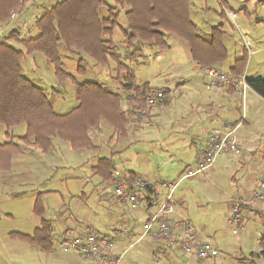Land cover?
I'll return each mask as SVG.
<instances>
[{"label":"crops","instance_id":"0c3cea01","mask_svg":"<svg viewBox=\"0 0 264 264\" xmlns=\"http://www.w3.org/2000/svg\"><path fill=\"white\" fill-rule=\"evenodd\" d=\"M19 13H13L12 15L15 16H11V19L6 25L9 23L11 25L15 22L14 25L18 26L20 22L18 23L16 18ZM118 28L122 35V40L117 38L114 30L112 41L117 47V50L122 54L121 60L133 70L136 84L147 82L152 90L168 91V93H166V101H163L162 104L155 106L146 105L143 110H138L136 107L134 109L128 107L126 98L130 92H122L118 81L114 79L115 73L113 69L115 68V64L110 63L105 66L111 82L110 84H102H105L114 92H119L122 96L121 108L123 110L132 111L131 115L127 117L125 134L121 136L112 130L113 132L110 138L117 136V138L130 139L129 144L132 145L134 140H139L140 135L146 130H152V127H162L166 129L168 127L166 125L168 119L174 121V128L171 133L173 137H177V147L174 146L172 148L173 151L170 150L169 153L171 159L175 157L174 160L169 161L170 163L166 162L170 159L166 157V161L163 162L161 158L164 155H158L160 151L155 150L156 152L153 153V157L157 156L161 160L160 162L155 160L153 162L154 164L148 162L146 157L141 156V151H136V159H145L143 160V166L137 167L133 164L132 167L123 170V172L129 173L131 177H142L151 182L178 181L180 177L202 157L212 136L220 134L228 125L237 126L234 135L239 144V153L233 154L224 152L210 168L200 173V175L198 174L193 177L182 179L177 189L174 191L172 199L174 211L170 214L172 220L185 217L187 222L193 227V238L199 241H209L218 250L216 244L221 243L222 239L209 234V226L206 223L195 228L194 225L196 224L194 219L187 212V206L190 204L193 195H195L194 189L196 183L200 181H202L201 183H205L203 188L209 195H216L220 199L225 196L227 210L224 218L226 222L231 205L236 202L243 203V222L236 233H233L232 228L230 229L234 239L232 242L226 243V245L231 248L234 255H230L228 259L224 258L223 261H221L217 259L219 255L218 250V254L214 258L199 259L195 254H185L180 249L179 242H175L173 245L169 246L161 239H156L149 235L142 236V226L144 222L148 220L152 208H149L145 201L142 200H140L141 205L139 207L131 208L126 202L119 201L113 195V189L111 193H108L106 191L107 187L102 186L104 181L112 186L111 172L116 169L112 154L110 157L106 156V158H110L112 164L109 172H105L108 179L103 180L104 178L97 174L98 159L102 157L96 159L95 155L92 154L99 149L94 139L103 132H108L105 129L106 126L111 128L104 121H102L98 127L89 130L90 138L97 147L96 150H76L81 153L83 151L85 152L86 160H83L82 165L85 164L84 166H86L87 172L89 171L88 173L91 174H85L84 178H80V188L82 189L80 194L75 196L71 189L65 188V193H61L57 198H54V195L51 194H55L57 191L51 188L46 189L45 192L47 194L44 196L45 199L43 201L38 199L40 214L34 213V205L32 208V214L39 218L34 224L35 228L33 231L27 234L13 231L14 233L31 236L34 230L40 227L44 220L49 224L50 242H42V244L35 245L25 242L18 237L11 236L13 232H10L9 235L12 240V245L16 247L18 245H24L25 243L37 248L40 252L47 254L46 257H43L45 264H100L98 260L86 258L79 252L63 251L66 255L61 256L60 253L54 249L55 237H57L56 239L60 249L59 242L63 234H84L85 229L89 228L95 231L100 238L113 242V249L122 254V259L119 264H264V218H260L262 209L259 205L250 202L252 192L258 187L264 170V98L251 90L246 95V101L243 102L233 88H218L212 90L206 88L207 78L202 67L212 65L223 68L220 63L228 58V52L222 44V39L221 44L227 52L225 58L221 57L219 49L215 50V48H213L212 50L207 47V49L204 50H206V54L209 52L211 55L206 57L198 56L200 59L195 60V55H193L191 50L192 47L178 36L181 41H177V52L180 54V56L177 57V77H174L171 81L169 79H164L162 82L163 87L161 88L154 87L150 82L152 79L144 80V77L138 74L139 70H142L139 66L145 64L143 59L147 57L146 48L144 46L141 47V57L136 59L126 58L125 52L127 49L125 47L124 35L122 32L125 25L119 26ZM28 33L30 34L31 32L29 31ZM7 34L0 35V41L5 39ZM245 35L244 33L242 34L244 40L247 41ZM21 38L23 37L21 36ZM202 38L207 39V37ZM147 49L150 51L149 54L154 57H158L159 54L164 51L162 50L158 53H154V50L149 46H147ZM169 49L170 45L169 48L165 50ZM248 54H251V50ZM28 56L29 55H26L23 61ZM240 58L241 57L234 59L227 68H224L225 71L232 73L230 68L233 67L235 61ZM23 61L21 62V72ZM211 61L216 62L207 65V63ZM245 68L246 67L238 74H246ZM121 75L124 76L125 73L122 72ZM33 84L36 85L35 83ZM172 84L177 86V113L174 114L167 113L166 110L171 103L169 99L170 92L166 87ZM256 123H259L261 127L259 135L256 134L255 130L251 131ZM167 124H170V122L167 121ZM18 126L19 125L6 130L13 140H17L25 134L22 132V135L19 134L20 132L14 134L16 127L19 128ZM53 149H55L53 140L52 147L47 152H41L37 147L32 145L22 148L21 154H16L11 157L10 171L0 173V189H4L3 187L6 186L26 188L27 185L36 184L40 179L39 175L35 173V171L39 169V166L38 164H34L32 167L28 160V155L34 154L37 156L39 153L49 154ZM223 172L229 175V179L226 182L229 183L228 185L230 186L228 189L225 188L220 181ZM46 173L47 170L45 169L41 170L39 173L42 186H47L46 182L48 180L46 178ZM72 179L73 178L65 177V180ZM68 182L70 185L74 184L71 181ZM146 192L147 191H139V194H145ZM164 194L165 191H162L161 195ZM35 199L37 198L35 197ZM72 201L75 202L71 205L70 203ZM66 202H68L69 209H77V212L80 213V217L82 218L77 219L76 216L71 217V215L68 217L65 216L68 212V210L63 209ZM104 202L106 205L102 206ZM54 205H57L58 211L53 210ZM98 207L104 208L105 211L103 215L98 212ZM92 210H96L98 214ZM70 213H72V211H69V214ZM99 215H101L100 230L92 224V221ZM211 218H214V214L211 215ZM37 249H34L35 252H39Z\"/></svg>","mask_w":264,"mask_h":264},{"label":"trees","instance_id":"16d2710c","mask_svg":"<svg viewBox=\"0 0 264 264\" xmlns=\"http://www.w3.org/2000/svg\"><path fill=\"white\" fill-rule=\"evenodd\" d=\"M25 3L26 0H0V24L8 23L12 14L19 13ZM103 6H106L108 16L101 18L98 10ZM189 6L190 0H112V5L105 0H61L50 9H44L35 19L32 25L37 31L35 36L21 38L18 30L8 32L0 41V125L8 130L24 124L25 134L13 140L6 131L8 140L0 143V173L9 172L11 157L21 154L22 148L28 145L47 152L52 147L53 138H57L69 143L74 150H96L89 130L98 127L102 121L118 135L126 132L127 117L132 111L121 108V94L99 82H75L72 75L63 70L59 43L70 52L86 54L97 65L114 63V79L118 81L120 90L130 92L126 98L127 106L138 110L147 105L146 96L152 88L147 82L136 84L133 70L121 60L122 54L112 41L121 12L126 21L122 29L126 58L141 57L143 46H149L154 53L168 49L169 35L184 39L192 47L195 60L200 59L198 56L211 55L209 52L206 54L204 49L207 47L219 49L221 57L225 58L227 52L221 44V25L212 27L207 39L202 38L189 18ZM13 44L20 45L22 49L15 48ZM34 53L43 54L49 60L58 83L74 81L77 104L70 111L64 114L55 112L45 90L22 74L23 58ZM244 60L241 57L235 61L230 68L233 74L242 71ZM215 62H208L207 65ZM83 70L79 65L77 71ZM248 82L252 90L264 98V77ZM163 93V101H166L168 91ZM97 166V174L103 180L108 179L105 172L108 173L112 167L110 158H99ZM38 203L37 198L33 208L36 214H40ZM49 235V224L44 220L31 236L11 233V236L35 245L50 242Z\"/></svg>","mask_w":264,"mask_h":264},{"label":"rangeland","instance_id":"374dc122","mask_svg":"<svg viewBox=\"0 0 264 264\" xmlns=\"http://www.w3.org/2000/svg\"><path fill=\"white\" fill-rule=\"evenodd\" d=\"M60 1L26 0L22 11L16 18L18 23L20 22L18 26L14 25L15 22L11 25L10 23L8 25L2 24L0 25V35L7 34L15 29L20 32L23 38L35 36L37 31L31 28L33 21L42 14L44 9H50ZM105 2L108 5H112V0H105ZM98 14L100 17L108 16L106 6L101 7L98 10ZM189 18L196 25L197 31L202 37H208L213 30L212 27L221 25L223 30L222 44L228 52V58L220 63L223 67L221 69L227 68L234 59L244 57L247 78L254 80L264 77V0H190ZM118 22L119 25L115 28V32L117 38L122 40L118 27L126 25L123 12H121ZM29 31L31 32L30 34L28 33ZM243 33L246 34L245 38L251 50L250 55L247 52V45L242 36ZM177 41H181L178 36L169 35L170 49L162 51L158 57L149 54L150 51L147 46H144L147 57L145 58L146 60L143 59L145 64L139 66L142 69L139 70V76L144 77V80L152 79L150 81L151 84L159 88L163 87L162 82L164 79L171 81L174 77H177V57L180 56L177 52ZM13 45L17 49H22L18 44ZM58 52L63 63V70L70 73L75 82L95 81L110 84L111 81L106 72L107 68L97 65L86 54L70 52L62 43L58 44ZM81 58L83 60L80 63L79 60ZM79 65L85 70L78 72L77 68ZM22 74L37 86L46 90L47 97L52 102L57 113L64 114L76 106L74 81L67 80L62 84L58 83L53 65L43 54L35 53L26 57L22 63ZM166 88L169 89L171 102L166 109L167 113H177V86L172 84ZM167 121L170 124H167ZM167 121L166 125L168 127L166 129L152 127V130L144 131L140 135V139L134 140L132 145L129 144L130 139L117 138V136L110 138L113 131L106 126L105 129L108 132H103L94 139L99 149L92 154L95 155L96 159L99 157H110L112 154L115 168L121 171L132 167L133 164L137 167L143 166V160L145 159H136V151H141L140 155L146 157V160L150 163L152 162V164H154L155 160L157 162L161 161L157 156L153 157L154 152L160 151L158 155H164L161 158L164 162L166 161L165 157L167 159L170 158V150L174 146L177 147V137H173L171 133L174 128V121L172 119ZM18 127H16L14 134L20 132L19 134L22 135V133H25L24 124H20ZM253 130L259 135L261 130L259 123L255 124L251 131ZM5 131L6 128L0 125V142L8 140L4 135ZM53 142L55 149L51 150L49 154L28 155L30 165L33 167L34 164H38L39 166V169L35 171L40 178L36 184L27 185L26 188L6 186L3 187L4 189H0V264H45L43 257H46L47 254L25 243L14 247L9 233L18 231L27 234L33 231L35 222L39 220L38 217L32 214L35 197L43 201L45 199L44 196L47 194L45 192L46 189L51 188L57 191L55 194H51L54 195V198H57L61 193H65V188L71 189L73 195L78 196L82 191L80 178H84L85 174L91 175L88 173L89 171L87 172L85 164L82 165L83 160H86L84 151L82 153L77 152L71 148L69 143L57 138H53ZM174 158H170L166 162L170 163L169 161L174 160ZM43 169L47 170V186L41 185L42 181L39 173ZM65 177L73 179L65 180ZM221 178L222 185L228 189L230 186L226 182L229 179V175L223 172ZM68 181L74 184L70 185ZM201 182L196 183L195 195H193L190 204L187 206V212L194 219L195 228L206 223L209 226V234L222 239V242L216 245L219 250L217 259L223 261L224 258L228 259L230 255H234L231 248L226 245L227 242H232L234 239L230 231L231 226L227 224L224 218L227 210L226 198L223 196L220 199L216 195H209L203 188L205 183ZM102 186L107 187L106 191L108 193L112 192V186L106 181L103 182ZM74 202L72 201L70 204L72 205ZM105 205L106 203L104 202L102 206ZM63 209L68 210L65 214L67 217L71 215V217L76 216L77 219L82 218L77 209H69L68 202H66ZM53 210L58 211L57 205H54ZM97 210L102 215L105 211L102 207H98ZM69 211H72V213L69 214ZM92 211L97 213L96 210ZM212 214H214V218H211ZM100 220L101 215L92 221V224L98 230L101 229ZM56 238H54L55 251L60 253L61 256L66 255L61 248V250L59 249ZM34 249L39 252H35Z\"/></svg>","mask_w":264,"mask_h":264},{"label":"built area","instance_id":"2783aa9c","mask_svg":"<svg viewBox=\"0 0 264 264\" xmlns=\"http://www.w3.org/2000/svg\"><path fill=\"white\" fill-rule=\"evenodd\" d=\"M15 15H12L14 17ZM247 51L250 53L248 41H245ZM207 78L206 88L225 89L233 88L243 102L246 95L252 90L246 74L233 75L216 66L203 67ZM164 93L162 90H152L146 96V104L155 106L162 104ZM236 125H228L224 130L210 138L207 149L196 164L188 169L178 181L151 182L142 177H131L129 173L114 169L111 172L113 195L131 208L141 205L145 201L151 214L142 226V236L149 235L161 239L166 245L179 242L180 249L185 254H195L199 259L214 258L218 250L209 241H199L193 238V227L185 217L172 220L170 214L174 211L172 202L174 191L182 179L196 176L210 168L224 152L239 153V144L235 138ZM139 191H147L139 194ZM165 191L164 195L161 192ZM250 202L259 205L262 209L260 218H264V170L258 187L252 192ZM243 203L236 202L230 207L227 224L236 233L243 222ZM59 246L64 252H79L89 259H96L100 264H119L122 254L113 249V242L100 238L92 229H85L84 234L65 233L60 238Z\"/></svg>","mask_w":264,"mask_h":264},{"label":"bare ground","instance_id":"6f19581e","mask_svg":"<svg viewBox=\"0 0 264 264\" xmlns=\"http://www.w3.org/2000/svg\"><path fill=\"white\" fill-rule=\"evenodd\" d=\"M212 66V65H211ZM203 68V67H202ZM203 70V69H202Z\"/></svg>","mask_w":264,"mask_h":264}]
</instances>
